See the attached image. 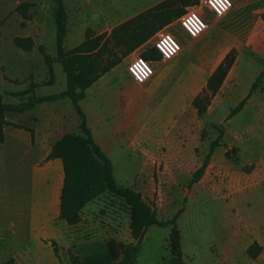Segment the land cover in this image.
<instances>
[{
    "label": "rangeland",
    "instance_id": "obj_1",
    "mask_svg": "<svg viewBox=\"0 0 264 264\" xmlns=\"http://www.w3.org/2000/svg\"><path fill=\"white\" fill-rule=\"evenodd\" d=\"M190 1L193 0H170L166 4L170 7L168 13L159 6L153 9L160 13H157L158 18L152 11L123 23L108 35L105 32L107 20L91 22V0H65L69 32L64 46L67 52L84 44L87 46V52L80 55L78 70L86 94L81 105L89 115L104 117L95 137L99 142L108 140L103 150L112 158L118 186L139 194L159 223H167L178 215L185 264H221L217 255L213 258L208 255L217 251L218 241L227 226L234 220L245 226L257 219L258 190L264 187V156L257 155L250 139L256 128L264 126L233 129L226 120L222 125L211 123L198 142H125V134L122 137L119 133H104L106 126L116 127L117 122H153L154 118L131 116L124 111L125 100H120L126 85L137 98L152 93L151 84L140 86L130 77L131 54L135 50L143 52L144 56L152 53L155 35L160 30H179L178 18L189 10H198V5ZM22 5L29 6L25 15L18 10ZM107 6L101 3L97 7L104 11ZM168 17L171 20L162 25ZM147 34L154 35L139 44ZM17 37L32 38L33 50L24 52L17 48L14 44ZM116 61L120 64L110 75L104 76L108 77V89L90 92L93 76ZM66 88L67 77L57 57L56 10L52 0H0V94L4 103L17 105L37 97L61 94ZM211 95V91L205 90L200 104ZM51 107L40 106L22 115L6 114L9 142L0 145V264H23L21 254L27 246L26 223L16 218L30 208L32 170L17 156L11 157V146L15 144L10 143L12 133L21 128L44 132L52 125L55 138L61 139L69 133L82 136L80 118L70 99L64 98ZM216 118L224 119V111H213L211 122ZM227 129L230 141L244 143L227 147L221 142L210 167L198 182L190 185L203 167L211 143L221 134L225 135ZM256 134L262 136L264 130ZM21 145L19 143V147ZM259 209L262 213L264 208ZM56 224L62 231V240L45 242L63 252L72 264H172L174 258L172 227L148 222L138 216L126 200L110 192L102 193L89 203L74 223L58 218ZM254 239L249 234L243 249ZM244 258L248 264H255L250 257L245 255Z\"/></svg>",
    "mask_w": 264,
    "mask_h": 264
},
{
    "label": "crops",
    "instance_id": "obj_2",
    "mask_svg": "<svg viewBox=\"0 0 264 264\" xmlns=\"http://www.w3.org/2000/svg\"><path fill=\"white\" fill-rule=\"evenodd\" d=\"M169 1L95 0L93 2L91 0V22L101 18L107 20L105 32L111 35L112 30L133 18L147 15L152 11L155 15L156 11L153 9ZM203 1L193 0L190 3L198 5L200 14L208 24L207 31L197 39L187 36L181 28L170 31L179 40L181 52L170 61L161 58L150 61L154 75L147 83L140 86L146 87L151 84V95L137 98L132 88L126 85V91L120 97V100L122 98L125 100L124 111L137 118H154L153 122L122 124L117 122L116 127L106 126L105 134L119 133L122 137L125 134L127 137L123 140L125 142H198L202 140L203 133L211 123L222 125L226 120L225 123L232 124L233 129L240 126H264V78L258 89L251 93L259 78L264 75V0H232L233 8L222 18L216 17L209 9L202 7ZM101 3L108 4L106 10L99 9V7L103 8L102 6L97 7ZM65 6L67 8L66 3ZM67 11L69 16L68 8ZM135 52L141 53L144 57L143 52L135 50L131 54V59ZM220 68H227V72L218 90L214 92L210 83ZM104 76L93 84L90 92L93 91L94 94L96 91L103 92L108 89L110 85L108 77ZM205 90L211 91L212 95L201 104L205 109L204 114H201L195 101L198 98L203 100ZM62 100L64 99L39 104L26 113L34 112L40 106L53 107V104ZM242 103H245L244 107L233 113ZM216 110L224 111L225 118L221 120L216 118L211 122L213 111ZM85 113L94 139L103 150L108 140L99 142L95 135L104 123V117ZM60 117L64 131L65 116L62 114ZM180 130L184 133H180ZM263 130L264 128H256L253 131V139H250L252 148L257 150L259 156H264V135L259 136L256 133L258 131L263 133ZM55 132L52 125H49L44 132H38L35 128H21L12 133L10 141L11 144L15 142L11 146V157L17 156L20 162L29 165L32 170L30 208L16 218L26 223L27 246L21 254L23 264H72L63 252L55 250L50 243L45 242L47 240L59 242L63 238L56 222L60 216V198L65 171L63 160L58 156L51 157L53 146L60 139L54 137ZM229 132L227 129L225 135L221 134L213 140L212 143L218 141V146L212 156L221 147L220 143L223 141L227 147L244 143L230 141ZM8 142L6 127L5 141L0 145ZM19 143L22 144L21 147ZM211 160L212 157L207 167ZM261 188L258 190L260 199L257 204V219L245 226L234 220L227 226L223 238L218 241L217 251L209 254L208 257L213 258L217 255L221 264L240 262L248 264L249 261L244 258L246 255L255 264H264V209L262 213L259 209L264 208V187ZM249 234L255 239L243 249L246 243L244 240Z\"/></svg>",
    "mask_w": 264,
    "mask_h": 264
},
{
    "label": "trees",
    "instance_id": "obj_3",
    "mask_svg": "<svg viewBox=\"0 0 264 264\" xmlns=\"http://www.w3.org/2000/svg\"><path fill=\"white\" fill-rule=\"evenodd\" d=\"M52 2L54 3L56 10L57 57L62 64L67 77V88L61 94L37 97L28 102H23L17 105L4 103L3 97L0 94V143L5 141V128L9 126V123L6 121L7 113L24 114L34 109L37 105L45 102H55L64 98L70 99L75 112L80 118L79 129L82 132V136H76L70 133L65 134L53 146V154L51 157H60L63 160L65 171V181L60 198L59 218L69 224L74 223L89 203L102 193L110 192L126 200L133 207L137 215L144 217L148 222L158 224L159 226L172 227L171 236L174 244V258L172 264H185L183 261V247L177 224L178 215L167 223H159L155 219L151 209L142 200L139 194L132 189L118 186L114 176V164L112 160L95 141L93 133L88 126L87 115L81 106V102L85 99L86 94L83 92L84 85L79 80L78 71L81 59L80 55L87 52V46L84 44L70 52L65 50L64 44L68 34L69 23L68 11L64 0H52ZM166 4H168V2H165L160 6L161 8L163 7L164 13H168L170 9ZM28 9V5H22L18 10L23 11L22 14L25 15ZM143 16H146V14L139 17ZM159 16L160 15L157 13L154 15L156 18ZM168 21L169 17L167 19L165 18L162 25H165ZM153 35L154 34L145 35L142 40L139 41V44L147 42ZM14 44L24 52H31L35 46L34 40L28 37H17L14 39ZM144 58L151 61L161 58V56L156 50H154L152 53L145 55ZM119 64L120 61H116L111 66L103 68L99 74L93 76L90 80L89 86L92 85V83L94 84L98 79L109 73ZM226 72L227 68H220L216 75L211 79L210 87L214 92L218 90ZM263 78L264 75L259 78L251 93L258 89ZM200 101L201 99L198 98L195 101V104L199 106L200 113L204 114L205 109L201 106ZM244 104L245 103H242L235 111H233V113L241 110L244 107ZM217 146L218 141L212 143L210 153L205 160L204 166L195 174L190 185L195 184L201 179Z\"/></svg>",
    "mask_w": 264,
    "mask_h": 264
},
{
    "label": "built area",
    "instance_id": "obj_4",
    "mask_svg": "<svg viewBox=\"0 0 264 264\" xmlns=\"http://www.w3.org/2000/svg\"><path fill=\"white\" fill-rule=\"evenodd\" d=\"M202 7L209 9L216 17L226 16L233 8L232 0H204ZM180 28L192 39L199 38L208 29V24L200 14V9L189 10L179 19ZM153 48L161 59L170 61L181 52L179 40L170 31L161 30L156 34ZM128 73L138 85L147 83L154 75L151 63L139 52H135L128 65Z\"/></svg>",
    "mask_w": 264,
    "mask_h": 264
}]
</instances>
